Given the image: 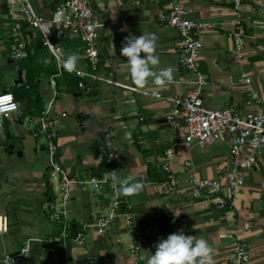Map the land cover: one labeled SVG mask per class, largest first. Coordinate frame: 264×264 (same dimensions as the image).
Wrapping results in <instances>:
<instances>
[{"label":"crops","instance_id":"obj_1","mask_svg":"<svg viewBox=\"0 0 264 264\" xmlns=\"http://www.w3.org/2000/svg\"><path fill=\"white\" fill-rule=\"evenodd\" d=\"M29 1L37 13L49 17L53 0ZM179 1L190 17L206 24L200 29L198 56V68L207 78L200 87L203 105L210 109L233 105L242 114L255 108L264 112V0H242L238 14L246 34L240 38L237 57L228 36L236 14L228 0ZM89 2L95 17L102 22L96 40L98 72L121 86L93 81L85 93L76 88L75 77L65 68L55 76L56 94L49 114L55 120L56 157L75 180L98 174L104 170L97 150L98 138L111 130L119 149V174L133 175L143 182L144 189L126 196L129 218L118 214L99 234L91 223L107 203V196L89 184L72 183L66 220L76 230L82 229L84 238L81 244L68 240L69 264H132L128 225L134 228L133 240L139 241V264H146L160 239L178 232L207 240L213 248L214 264H229L236 243H243L248 249L247 264H264V148L254 163L238 157L236 168L242 182L233 192L223 186L227 199L223 208L189 197V172L183 163L188 162L198 177L217 178L218 170L229 159L228 147L224 139L186 145L180 130L181 117L174 116L173 121L166 118L169 106L165 97L183 93L188 87L177 81V76L183 74L178 64V37L157 18L158 12L167 9L169 0ZM9 22L10 14L0 0V92L10 91L17 102V109L3 120L0 128V216L5 217V229L0 232V258L18 253L26 244L27 250L12 264H59L62 247L47 241L57 233L56 223L48 217V204L56 199V183L46 174L44 139L34 122L39 114H31L33 106H46L51 96V74L40 72L34 79L29 74L26 81L25 75L33 65L31 61L9 59ZM142 33L157 37L160 63L154 70H173V82L166 84L159 95L152 94L155 86L151 79L143 89L136 87L126 58L119 54L126 36ZM27 34L30 43L38 40L29 28ZM72 54L78 57L76 68L84 70L86 61L81 51L75 49L69 55ZM240 73L250 78L251 87L259 95L256 106L248 99ZM35 97L38 100L32 105ZM166 150L170 151L168 170L175 180V190L170 194H162L158 189L160 181L150 180L146 173L151 166L162 178L160 164Z\"/></svg>","mask_w":264,"mask_h":264},{"label":"built area","instance_id":"obj_2","mask_svg":"<svg viewBox=\"0 0 264 264\" xmlns=\"http://www.w3.org/2000/svg\"><path fill=\"white\" fill-rule=\"evenodd\" d=\"M53 8L49 17L44 18L31 6L29 0H3L6 11L10 14L8 23V39L10 46L7 49L8 57L12 61L25 58L32 53L29 46L30 40L27 29L34 32V36L47 49L52 57L56 72L49 76L51 96L46 106L35 117L37 132L43 135L46 157L47 178L56 183V199L48 204V217L57 225V233L50 236L47 241L62 247V259L59 264H69L66 243L69 241L81 244L83 231L72 230L66 220V209L70 200V185L74 182L82 186L89 184L94 190L107 196L108 201L104 208L95 216L92 225L99 234H103L111 225L118 214H124L129 218L128 202L126 196L118 195L111 187V180L104 182V177L112 171L121 176L116 168L119 160V149L111 130L104 131L98 138L97 150L106 168L98 174L86 175L75 180L62 167L56 157V144L54 142L56 131L55 120L50 116L49 109L54 100L55 76L60 75L64 68L59 62L66 59L58 39L65 34L70 38L79 39L82 44L81 55L86 61L85 69L70 71L75 77L77 89L88 93L91 82L99 81L111 86H121L113 79L105 78L98 72L99 55L96 48L98 29L102 22L95 17L89 4V0H53ZM236 17L232 23L234 28L228 32L234 45V55L237 57L240 48V38L246 34V28L242 24L238 12L242 6V0H228ZM158 20L168 28L175 31L178 39L176 43L178 52V64L183 74L177 76V81L185 84L186 91L180 94L166 96L169 109L166 115L173 121L174 116H180L182 123L180 130L183 143L211 144L216 140H226L228 147V161L218 170L217 178L198 177L192 172L190 164L184 162L183 166L189 172L187 182L189 184V197L192 200H200L210 203L215 208L221 209L227 204L223 186L233 192L236 186L242 182V176L237 172L238 157L254 163L262 154L264 148V112L258 108L247 114H242L233 105H226L216 109L206 108L200 96V87L206 83L207 78L198 66V56L201 47L200 29L206 24L198 22L188 15V10L179 0H169L164 12H158ZM49 42L51 44H49ZM240 80L246 87L248 99L256 104L260 101L259 95L250 85V78L244 73L239 74ZM134 90L131 86H123ZM17 109V102L10 91L0 92V128L3 120L8 118L12 111ZM160 164L163 176L158 184L162 194H170L175 190V180L171 178L168 170L170 151L166 150ZM122 177V176H121ZM5 229V217L0 216V232ZM127 235L131 239L129 256L132 264H139L138 239L134 228L127 227ZM53 249L55 247L53 246ZM27 250V245L20 247L15 254H3L0 264H12L14 259ZM229 264H247L249 252L243 243H236L230 256Z\"/></svg>","mask_w":264,"mask_h":264},{"label":"clouds","instance_id":"obj_3","mask_svg":"<svg viewBox=\"0 0 264 264\" xmlns=\"http://www.w3.org/2000/svg\"><path fill=\"white\" fill-rule=\"evenodd\" d=\"M156 41L154 33L129 35L124 38L119 50L120 56L126 58L132 82L137 88L143 89L151 79L155 86L153 95H159V91L174 79L171 67L154 70L160 63ZM77 60L78 57L72 54L59 62L66 70L75 71ZM103 179L104 182L111 180V187L118 195L133 196L144 189L143 182L131 174L121 177L112 171ZM154 247L155 252L147 257L146 264H214L213 248L208 241L183 232L169 234Z\"/></svg>","mask_w":264,"mask_h":264},{"label":"trees","instance_id":"obj_4","mask_svg":"<svg viewBox=\"0 0 264 264\" xmlns=\"http://www.w3.org/2000/svg\"><path fill=\"white\" fill-rule=\"evenodd\" d=\"M60 42L63 52L66 55H69L74 51L75 49H78L82 52L83 44L82 42L77 39V38H68L66 35L60 36L58 39H54ZM29 46L32 48V53L28 54L25 58H23L24 61H31L33 66H30L31 71H28L26 73V81H29V74H31V78L34 79L40 72H48L50 74H54L56 72L55 70V65L52 57L50 56L49 52L47 49L39 42V40L34 39L31 43H29ZM40 55V57H39ZM40 58V59H39ZM28 67L29 66H24ZM64 69V68H63ZM70 79L73 80L72 76L70 75ZM75 83V80H74ZM38 100L37 97L32 99L31 103L34 105L35 101ZM41 106H33V110L31 111L32 115H38L41 111ZM100 164L102 165L103 169L106 168V165L104 164L103 160L100 159ZM147 176L150 180L153 181H160L161 180V175L158 174V172H154V169L151 166H148L146 169ZM72 230H75L74 225H71ZM51 243V242H49ZM67 244L66 243V249H67ZM50 245V244H48Z\"/></svg>","mask_w":264,"mask_h":264},{"label":"rangeland","instance_id":"obj_5","mask_svg":"<svg viewBox=\"0 0 264 264\" xmlns=\"http://www.w3.org/2000/svg\"><path fill=\"white\" fill-rule=\"evenodd\" d=\"M40 136L43 138V135L42 134H40ZM44 139V138H43Z\"/></svg>","mask_w":264,"mask_h":264},{"label":"water","instance_id":"obj_6","mask_svg":"<svg viewBox=\"0 0 264 264\" xmlns=\"http://www.w3.org/2000/svg\"><path fill=\"white\" fill-rule=\"evenodd\" d=\"M89 4H90V2H89ZM91 6V5H90ZM92 8V7H91Z\"/></svg>","mask_w":264,"mask_h":264}]
</instances>
